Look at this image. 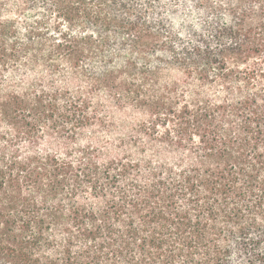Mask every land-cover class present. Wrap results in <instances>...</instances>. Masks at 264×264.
<instances>
[{
  "label": "trees",
  "instance_id": "1",
  "mask_svg": "<svg viewBox=\"0 0 264 264\" xmlns=\"http://www.w3.org/2000/svg\"><path fill=\"white\" fill-rule=\"evenodd\" d=\"M0 264H264V0H0Z\"/></svg>",
  "mask_w": 264,
  "mask_h": 264
},
{
  "label": "rangeland",
  "instance_id": "2",
  "mask_svg": "<svg viewBox=\"0 0 264 264\" xmlns=\"http://www.w3.org/2000/svg\"><path fill=\"white\" fill-rule=\"evenodd\" d=\"M23 76H26L25 72L18 74L16 78H20V77L22 78ZM28 77L31 80L32 78L35 77V75H33L32 73H29ZM165 77L169 79H177L180 77V75L178 74V72H169L165 75ZM115 115H116L117 124H118V128L115 130L116 132L114 133L115 137H118L121 132H125V130L123 129L124 122L126 123L125 126H129L130 124L141 122L145 120V118H147V116L144 113H138V112H132V111H126L124 115H121L117 112ZM108 135L109 134L101 133L100 137L102 140H106ZM86 136L89 137L90 134Z\"/></svg>",
  "mask_w": 264,
  "mask_h": 264
}]
</instances>
